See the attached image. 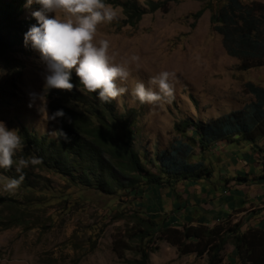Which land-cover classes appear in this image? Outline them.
<instances>
[{
  "label": "rangeland",
  "instance_id": "obj_1",
  "mask_svg": "<svg viewBox=\"0 0 264 264\" xmlns=\"http://www.w3.org/2000/svg\"><path fill=\"white\" fill-rule=\"evenodd\" d=\"M25 1L21 20L37 25L32 12L42 10V5L33 0L27 6ZM123 1L129 0H106L117 12V17L110 23L97 26L95 40H108L112 61L126 66L130 72L128 79L122 82L128 91L113 101L118 115L133 111L135 149L146 168L158 174L157 155L168 149L176 136L184 138L178 136L174 125L188 119L207 122L253 103L255 99L245 86L252 83L264 88V63L245 70L243 62L227 55L222 37L211 24L212 13L220 9L225 0L171 3L167 13H150L147 7L149 1L166 0H131L147 11L136 26L126 24L123 9L118 5ZM240 1L246 5L264 4V0ZM202 10L203 15L197 18ZM24 34L19 37H24ZM26 48L27 51L21 46L3 50L0 55V121H4L9 129H19L20 135L27 131L39 139L46 136L48 140L56 141L57 138L49 132L59 128L60 123L47 122L35 108L27 107V92L41 91L46 66L38 50L30 45ZM132 56H138L139 60L131 61ZM161 71L170 73L171 96L156 104L134 100L131 91L135 83L143 82L147 87L149 78ZM79 87L80 91L77 87L73 90L77 89L89 100L90 97L85 95L87 91L83 86ZM53 91L66 90L52 89L50 93ZM53 97H48L49 114L52 113ZM60 98L61 95L55 97L61 102ZM188 136H192L191 131ZM263 140H258L254 147L252 145L253 149L258 151L262 148ZM229 146L232 145H218V148L222 151L231 150L229 148L237 150L234 145ZM195 150L200 153L197 146ZM21 156H27L24 146L16 158ZM197 159L193 153L191 162ZM216 163L220 170L227 168L240 173L246 169L240 151L234 157L223 152ZM23 172L34 188L29 191L22 182L18 189L9 193L3 191L2 185L17 173L14 167L0 169V198L7 199V205L13 206L14 210L26 211L28 215L24 225L9 226V210L0 204V264H129L138 261L137 243L128 236L135 226L136 215L153 218L159 224L157 235L161 240L150 245L148 264H209L207 254L199 257L175 244L174 232L182 231L184 223L190 224L188 219L193 215L186 209L195 207V204L200 209L198 215L205 219L197 221L196 225L203 223L212 228L231 220L232 224L242 222L243 230L258 226L264 228V209L259 208L264 205L262 201L249 206L245 202L240 207L227 209L229 215L219 219L208 213L211 208L218 209L223 203L230 202H224L227 195L236 196L229 191L224 197L223 192L220 197L202 196L200 188L188 189L185 181H179L173 187L177 200L172 187L165 184L156 189L140 186V192L136 194L131 191L109 196L83 187L52 169L30 166ZM130 175L138 177L133 173ZM225 188L231 189L232 186ZM175 204H181L184 209H175ZM222 257L221 264H241L231 244L225 247Z\"/></svg>",
  "mask_w": 264,
  "mask_h": 264
},
{
  "label": "trees",
  "instance_id": "obj_2",
  "mask_svg": "<svg viewBox=\"0 0 264 264\" xmlns=\"http://www.w3.org/2000/svg\"><path fill=\"white\" fill-rule=\"evenodd\" d=\"M182 1L185 0L149 1L147 7L150 13H167L171 3ZM118 5L123 9L125 22L129 26H136L147 13L131 0ZM25 6V0H0V55L19 46L27 51L23 36L19 37L33 23L21 20ZM203 13L204 10L198 12L196 17H201ZM211 24L213 30L222 37L227 55L243 62L245 70L264 63V4L255 2L246 5L240 0H225V4L212 13ZM72 82L74 87L79 85L78 78L72 79ZM245 87L255 101L244 109L207 122L188 119L176 123L175 132L184 138L176 136L169 148L157 155L160 165L158 174L146 168L135 149L133 111L118 115L113 100L101 103L95 93L86 92L85 95L90 97L87 100L77 89L49 93V98L54 96L51 99V112L63 109L72 119L71 124L66 119L59 122V128H63L70 141L48 140L46 136L39 139L24 131L21 137L27 152L26 158L31 155L41 157L43 162L33 168L52 169L83 187L105 195L131 191L136 194L140 192V186L156 189L165 184L172 187L174 199L177 200L174 184L179 181L209 180L212 177V170L206 166L203 158L200 162H191L195 146L204 154L218 141H244L254 147L258 140L264 139V88L252 83H247ZM59 95L61 102L55 99ZM189 131L192 132L191 137L188 136ZM261 158L263 175L258 180H264V157ZM13 178H18V175ZM22 184L29 191L34 188L26 177ZM6 200L0 198V204L10 213L8 225H24L28 217L26 211L14 210L13 206L7 205ZM175 205V209H184L181 204ZM188 220L190 224L184 223L182 231L174 232L175 244L182 249L192 251L199 257L207 254L209 264H221L222 252L231 244L241 264H264V228L248 227L243 230L242 222L232 224L231 220L208 228L203 223L192 225L194 220ZM134 221L135 226L128 236L136 241L140 259L129 264H148L150 245L161 240V236L157 235L159 224L153 218L137 215Z\"/></svg>",
  "mask_w": 264,
  "mask_h": 264
},
{
  "label": "clouds",
  "instance_id": "obj_3",
  "mask_svg": "<svg viewBox=\"0 0 264 264\" xmlns=\"http://www.w3.org/2000/svg\"><path fill=\"white\" fill-rule=\"evenodd\" d=\"M42 10L32 12L37 25H32L24 34L25 46H31L40 52L45 63L43 87L41 91L29 90L28 108L36 111L49 121L57 123L66 119L72 123L63 109L51 114L48 112V97L52 89L72 90L73 72L79 78V85L84 90L96 94L101 103H110L123 96L128 89L122 86L130 76L127 67L114 63L109 54L110 43L106 39L95 40L97 26L112 22L117 12L106 3V0H36ZM33 0H27L30 6ZM48 13H54L49 16ZM139 60L132 56L131 61ZM170 73L161 71L149 78L148 86L143 82L135 83L131 91L134 100L140 103L156 104L171 96L169 83ZM76 87L80 91V87ZM155 86V88H153ZM49 135L69 142L70 138L63 128L53 129ZM23 147L19 129H9L0 121V169L14 167L18 178H7L3 191L12 193L19 188L25 179L23 170L40 165L41 157L31 155L27 158L17 157Z\"/></svg>",
  "mask_w": 264,
  "mask_h": 264
},
{
  "label": "crops",
  "instance_id": "obj_4",
  "mask_svg": "<svg viewBox=\"0 0 264 264\" xmlns=\"http://www.w3.org/2000/svg\"><path fill=\"white\" fill-rule=\"evenodd\" d=\"M238 139V138H236ZM234 145V147L237 148V150L234 148H229L231 150L226 149L225 151H222L220 148H218V145ZM229 146V147H232ZM222 147V146H221ZM261 147L258 148V151L253 149L252 145L248 142H234L229 143L226 141H218L214 143L210 149L206 152L207 157H204V154L197 153L196 150H194V156L195 158H198L197 160H194V163L200 162L203 158L205 160L206 166H208L212 170V177L209 180H201L199 181H185L188 185V189H198L200 188L202 193V196L205 195H212L220 197L221 193L223 194L222 197H224L226 192H231V194H235L236 196L229 195L225 197L224 202H230L228 203H221L222 205L218 209L211 208V212L209 211L211 215H215L219 219L221 216L229 215L227 213V209H234V207H240L242 204L246 202V205L249 206L250 204H257L258 201L264 202V180H258L257 178L261 177L263 175V163L262 158L264 157V140L261 142ZM232 151V152H231ZM240 151L242 153V158L244 160L245 168L240 171V173L234 172L233 170H228L227 168H222L221 170L218 169L216 161L220 160V156H222L223 152L225 153H231V157H234V155ZM216 159V160H215ZM222 165V164H221ZM241 179H247L246 181L240 180ZM229 183V184H227ZM232 186L231 189H226L225 187ZM179 195V194H178ZM180 196V195H179ZM237 198V200H235ZM219 201H223L224 198H217ZM198 205L193 208H187L186 211H190L193 216H186V218L193 219L192 225H196L197 221L205 220L204 216H199L198 212ZM204 208V207H203ZM259 208L264 209V205H260ZM206 209V208H205ZM207 210V209H206ZM185 211V212H186ZM202 211V209H201ZM204 211V210H203ZM217 211V213H215ZM264 213V212H263ZM259 227V226H258Z\"/></svg>",
  "mask_w": 264,
  "mask_h": 264
}]
</instances>
